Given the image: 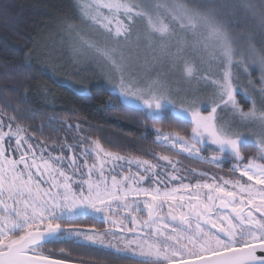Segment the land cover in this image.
<instances>
[{
  "label": "snow or ice",
  "instance_id": "obj_1",
  "mask_svg": "<svg viewBox=\"0 0 264 264\" xmlns=\"http://www.w3.org/2000/svg\"><path fill=\"white\" fill-rule=\"evenodd\" d=\"M78 8L80 23L99 36L85 38L67 18L62 42L76 56L102 61L118 80L112 86L119 97L136 103L145 120H163L167 112L192 125L187 135L153 128V143L217 166L231 159L229 171L239 176L183 183L179 159L121 155L78 123L72 143L34 144L25 126L13 127L11 100L0 97V264H69L42 251L45 243L65 241L131 252L138 264H264L257 254L264 253V0H89ZM32 51L22 70L31 71ZM213 65L225 67L219 78ZM253 68L258 78L241 89L239 75L251 77ZM201 86L211 88L207 98ZM208 145L215 154L201 155ZM149 182L153 187H141ZM80 218L106 227L76 225Z\"/></svg>",
  "mask_w": 264,
  "mask_h": 264
},
{
  "label": "trees",
  "instance_id": "obj_2",
  "mask_svg": "<svg viewBox=\"0 0 264 264\" xmlns=\"http://www.w3.org/2000/svg\"><path fill=\"white\" fill-rule=\"evenodd\" d=\"M76 5L74 0H0V97L11 100L12 106L7 112L8 115L17 116L13 123L25 126L29 134L35 135V140L45 144H59L64 139L72 143L78 123L81 132L93 139L100 138L106 149L121 155L153 162L156 161L150 155L152 152L170 155L181 161L180 174L188 177L183 183L195 184L197 180L205 179L211 182L212 176L225 179L238 177L239 174L234 177L221 168L220 173L213 164L177 156L175 152L153 143L156 136L152 130L154 127L187 135L191 123H180L167 112L163 120H145L142 111L125 105L117 94L105 88L90 86L87 91H77L57 82L51 73L52 66L40 63L38 55L44 49L46 39L55 35L62 22L67 18L74 19ZM243 30L248 29L244 26ZM33 49L31 71L26 68L22 70V66L28 63L27 54ZM253 78H256V74ZM109 101L111 106L108 105ZM50 117H54L51 125ZM61 119H67L72 128L57 123ZM54 128L56 131H53ZM243 151L250 156L254 150L248 147ZM190 168L197 169V173L207 172L208 178L199 175L193 178V174L185 171ZM74 223L85 228L102 230L106 227L91 218L76 219ZM42 251L52 259L76 264H138L128 256L110 250L82 247L72 241L45 243Z\"/></svg>",
  "mask_w": 264,
  "mask_h": 264
},
{
  "label": "rangeland",
  "instance_id": "obj_3",
  "mask_svg": "<svg viewBox=\"0 0 264 264\" xmlns=\"http://www.w3.org/2000/svg\"><path fill=\"white\" fill-rule=\"evenodd\" d=\"M74 1H76L77 5H76L74 17H73L74 19L72 20V22L77 24V27L81 30L82 35L85 38H96L97 36H99L97 29H95L91 25L81 24L80 19H79L78 4L81 2L87 3L89 2V0H74ZM60 32H61V26L58 27L54 36L50 38L48 37L46 39L45 47L42 50L45 54L38 55V59L40 63H42L43 65L47 67L52 66L51 73L53 74L57 82L62 85L68 86L72 89H75L77 91H87L90 86H99L119 96L118 91L112 86L114 83H118V80L113 79L109 75V70L106 66L103 65L102 61H99L97 58L91 56V54L87 56H76L72 48L69 46V42L68 41L62 42V37L60 35ZM224 71H225L224 65H218V66L213 65L211 68L213 78H219V75H222ZM255 72H256V69L253 68L251 71V77L246 76V75H239L238 83L241 89L244 88L248 79L253 78L255 74H256V78H258L259 76L258 70H257V73ZM201 89L202 90L199 94L200 97L207 98L208 94L211 92V88L210 87L204 88L203 86H201ZM120 99L125 105L138 108V105L136 103L131 102L126 97H120ZM237 99L240 100L239 97H237ZM241 103H242V106L247 110L249 105L244 100V98L241 101ZM227 118L228 117L225 116V119ZM7 122H8L7 118L5 117V123ZM13 127H15L14 123H13ZM154 128H157V127H154ZM157 129H160V128H157ZM4 130H7V129L5 128ZM164 132H167V131H164ZM31 142L35 144L39 141L33 140ZM11 143L14 145L15 140H12ZM46 145H48L49 148L51 146L50 144H46ZM58 152H59V149H57L56 153L54 154H58ZM213 154H215V146H212V145H208L207 147H205L204 151L201 153V155L203 156H211ZM227 161H230L229 163L231 164V167H232V165L234 164V161L231 159H228ZM226 162L222 163L220 166L224 165ZM91 163H92V158H89V164ZM131 171L136 172V168L133 166ZM127 173H128V166L125 165L121 174H127ZM160 178L163 180L164 176H161ZM175 186H176L175 184L169 185V187H175ZM141 187L150 188V187H153V185L151 184V182H149V183L142 184ZM166 210L167 209H165V211ZM116 254L128 256L131 259L138 262V257L134 256L131 252H122V253H116Z\"/></svg>",
  "mask_w": 264,
  "mask_h": 264
},
{
  "label": "flooded vegetation",
  "instance_id": "obj_4",
  "mask_svg": "<svg viewBox=\"0 0 264 264\" xmlns=\"http://www.w3.org/2000/svg\"><path fill=\"white\" fill-rule=\"evenodd\" d=\"M230 161H227L224 165H222V166H216L219 170H218V172H222L221 171V169H223V170H225V173L226 174H231L230 173V168H231V164L229 163ZM235 163V162H234ZM221 168V169H220ZM235 176H238V173L237 174H235ZM234 176V177H235ZM142 215V218L144 217V216H146V213H144V214H141ZM129 226H131V225H129Z\"/></svg>",
  "mask_w": 264,
  "mask_h": 264
},
{
  "label": "water",
  "instance_id": "obj_5",
  "mask_svg": "<svg viewBox=\"0 0 264 264\" xmlns=\"http://www.w3.org/2000/svg\"><path fill=\"white\" fill-rule=\"evenodd\" d=\"M258 255H262V254H264V253H257ZM69 264H76V263H71V262H69Z\"/></svg>",
  "mask_w": 264,
  "mask_h": 264
}]
</instances>
